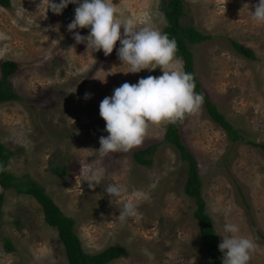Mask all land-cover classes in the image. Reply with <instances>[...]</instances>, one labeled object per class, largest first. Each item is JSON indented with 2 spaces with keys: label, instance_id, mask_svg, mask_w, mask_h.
Masks as SVG:
<instances>
[{
  "label": "rangeland",
  "instance_id": "obj_1",
  "mask_svg": "<svg viewBox=\"0 0 264 264\" xmlns=\"http://www.w3.org/2000/svg\"><path fill=\"white\" fill-rule=\"evenodd\" d=\"M166 1L113 3L137 27L150 24L164 32ZM257 3L184 0L181 18L183 24H193L211 36L191 46L195 70L203 91L241 139L229 138L210 117L204 101L180 132L197 157L219 242L224 224H237L238 235L257 245L249 264H264V149L249 143L264 145V24L255 22L251 13ZM64 10L54 13L48 0H11L9 8L0 4V76L4 61L19 64L9 80L20 99L0 103V139L14 153L8 170L44 186L62 211L75 219V231L87 253L122 247V256L108 264H212L194 215L196 200L185 192L187 163L165 141L169 123L151 127L144 142L129 152L107 156L99 152L100 137L108 135L100 102L125 82L161 76V69L126 73L128 66L117 56L119 41L108 56L76 43L67 30L70 22ZM75 31L87 36L90 28ZM233 40L252 49L254 57L239 53ZM86 92L92 94L90 99H84ZM156 143L160 146L151 165L136 161L135 151ZM90 164L105 170L94 188L81 175L82 166ZM109 184L143 193L136 217L120 222L124 198L110 197L105 192ZM3 191L0 264H69L59 231L46 222L40 202L0 185ZM144 248L154 259L142 253Z\"/></svg>",
  "mask_w": 264,
  "mask_h": 264
},
{
  "label": "clouds",
  "instance_id": "obj_2",
  "mask_svg": "<svg viewBox=\"0 0 264 264\" xmlns=\"http://www.w3.org/2000/svg\"><path fill=\"white\" fill-rule=\"evenodd\" d=\"M69 3L78 5L74 19L67 25L76 43H86L88 50H103L108 56L119 41L117 56L128 66L126 73L156 68L163 73L158 77L140 78L136 84L125 82L100 102L99 114L105 121L108 135L100 137L99 152L104 156L129 152L144 142L151 127L182 122L186 116L199 112L204 97L195 92L194 75L183 70V61L176 55L178 45L174 38L170 39L167 33L150 24L137 27L131 18L118 11L113 0H83L82 3L80 0H60L59 3L48 0V9L60 14ZM254 9L252 19L264 24V0H258ZM78 28H90V33L82 36L75 31ZM91 95L86 92L84 99H90ZM6 170L0 166V171ZM104 174L102 166H82L81 175L85 176L90 188L100 185ZM105 192L110 197L124 198L118 215L121 223L138 215L137 202L143 197L141 191L129 193L125 185L109 184ZM239 232L237 224H224L223 239L218 245L223 253L222 264H249L257 250L254 239L238 235ZM141 251L149 260L154 259V254L147 248Z\"/></svg>",
  "mask_w": 264,
  "mask_h": 264
},
{
  "label": "trees",
  "instance_id": "obj_3",
  "mask_svg": "<svg viewBox=\"0 0 264 264\" xmlns=\"http://www.w3.org/2000/svg\"><path fill=\"white\" fill-rule=\"evenodd\" d=\"M3 7L9 8L11 0H0ZM77 4H70L64 10L65 20L71 22L74 19L75 8ZM164 13L168 21V25L164 29L169 38H174L178 45L176 55L184 62V71L191 73L195 77V92L200 93L204 97L205 107L210 117L218 123L233 141L241 139V135L235 126L227 119L223 112L219 110L209 96L203 91L202 84L195 70L194 53L192 45L203 40L211 38L199 31L193 24H183L181 18L185 15L184 0H167L163 5ZM236 50L249 57H254V52L249 47H245L237 41H232ZM19 64L16 61L6 60L2 63L0 76V103L20 99V95L16 92L10 83L9 77L16 72ZM186 116L182 122L168 124L165 141L173 144L179 151L181 159L187 163V179L185 183V192L187 195L196 200L197 208L194 215L199 222L201 240L203 248L212 260V264H222L223 253L219 251L220 244L215 231L212 216L207 208V202L203 195V183L200 175L199 163L195 154L188 148L180 132L181 125L189 118ZM254 146H260L264 149L262 143L249 141ZM160 143L153 144L145 149L134 152L136 161L140 164L151 165V156L156 152ZM13 151L9 149L0 139V166L7 168L6 171H0V185L3 189H15L20 193L30 194L35 197L43 207L46 222L56 227L59 231V237L65 245L66 254L69 264H108L114 259L122 256L124 249L119 246H110L97 253H87L80 237L75 231V219L66 215L54 199L46 192L44 186L35 180H23L21 177L15 176L8 170V163L13 156ZM5 193H0V216L1 208L4 202ZM6 245L12 249V243L6 238Z\"/></svg>",
  "mask_w": 264,
  "mask_h": 264
}]
</instances>
